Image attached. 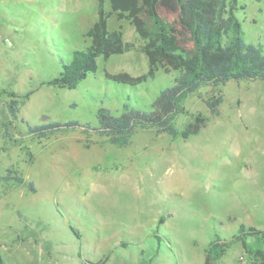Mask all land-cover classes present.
<instances>
[{
    "label": "rangeland",
    "instance_id": "rangeland-1",
    "mask_svg": "<svg viewBox=\"0 0 264 264\" xmlns=\"http://www.w3.org/2000/svg\"><path fill=\"white\" fill-rule=\"evenodd\" d=\"M157 10L190 55L194 44L178 23V6ZM235 13L245 40L264 50V0H237ZM142 17L154 36V21ZM96 18L97 0H0V129L12 138L0 134V175H20L34 188L0 180L5 264H203L215 237L231 239L241 223L264 228V80L204 84L182 99L178 129L205 118L186 139L154 126L138 128L124 146L90 129L41 138L28 131L27 123L96 125L100 107L146 110L178 75L158 68L137 85L107 78L148 70L145 41L112 14L108 29L120 28L131 49L98 57L96 71L75 88L44 84L89 45L85 33ZM28 91L11 120L9 93ZM217 96L223 100L213 114L204 100ZM217 264L254 263L236 242Z\"/></svg>",
    "mask_w": 264,
    "mask_h": 264
},
{
    "label": "trees",
    "instance_id": "trees-1",
    "mask_svg": "<svg viewBox=\"0 0 264 264\" xmlns=\"http://www.w3.org/2000/svg\"><path fill=\"white\" fill-rule=\"evenodd\" d=\"M105 0H97V18L86 31L89 45L72 52L70 61L62 64L59 74L44 84L75 88L89 72L97 69V59H108L131 49L132 44L123 39L120 28L108 29L107 20L115 14L118 20L126 19L145 42L140 46L148 61V70L133 76L127 72L109 73L107 78L115 82L137 85L155 76L158 68L176 70L178 75L170 86L165 87L146 110L124 105L120 114L100 107L96 112V125L81 124L77 120L65 122L50 121L40 125L27 123L28 131L37 137L69 128L92 130L108 137L109 142L124 146L138 128L157 127L173 138L186 139L199 130L205 120L202 116L194 118L184 129L175 126V118L180 111V102L195 92L201 85H224L230 80H264V50L261 46L247 42L243 36L241 22L236 16L237 0H107L110 11L105 9ZM258 1V0H257ZM179 8V25L185 29L194 44V51L188 55L179 46L174 27L167 24L159 15L157 7ZM150 17L157 32L151 36L142 15ZM31 91L24 94L10 92L7 109L11 120L17 119L20 106L25 103ZM222 96L205 99L213 114L218 113ZM0 134L11 138L8 129ZM9 172L10 170L7 169ZM16 183L26 184L20 175H0ZM34 190L32 183H27ZM251 239V241H249ZM240 242L254 264H264V228L239 224L237 232L229 240L215 237L206 248L203 264H217L223 251L233 243ZM0 264H5L0 256Z\"/></svg>",
    "mask_w": 264,
    "mask_h": 264
},
{
    "label": "built area",
    "instance_id": "built-area-1",
    "mask_svg": "<svg viewBox=\"0 0 264 264\" xmlns=\"http://www.w3.org/2000/svg\"><path fill=\"white\" fill-rule=\"evenodd\" d=\"M5 41H7L8 43H10L9 39H7V38L5 39Z\"/></svg>",
    "mask_w": 264,
    "mask_h": 264
}]
</instances>
